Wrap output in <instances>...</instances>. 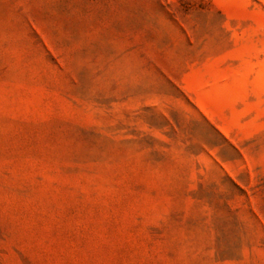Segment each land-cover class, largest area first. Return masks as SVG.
Segmentation results:
<instances>
[{"label":"rangeland","instance_id":"374dc122","mask_svg":"<svg viewBox=\"0 0 264 264\" xmlns=\"http://www.w3.org/2000/svg\"><path fill=\"white\" fill-rule=\"evenodd\" d=\"M0 264H264V0H0Z\"/></svg>","mask_w":264,"mask_h":264}]
</instances>
